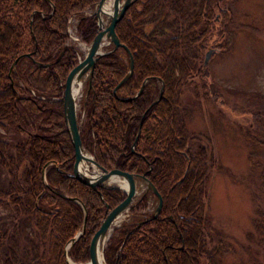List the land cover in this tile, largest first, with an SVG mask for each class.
Masks as SVG:
<instances>
[{"label": "trees", "instance_id": "trees-1", "mask_svg": "<svg viewBox=\"0 0 264 264\" xmlns=\"http://www.w3.org/2000/svg\"><path fill=\"white\" fill-rule=\"evenodd\" d=\"M98 1L0 0V209L7 212L0 217V264L88 262L107 210L125 198L120 189H93L72 177L74 149L64 119L65 80L78 61V51L67 44L68 20L77 15L76 34L89 44L97 22L84 11ZM222 2L135 0L115 26L132 54V75L113 92L129 68L122 47L95 63L81 103L83 147L105 170L144 174L163 200L158 217L150 213L145 222L112 232L105 264H221L232 250L205 213L207 181L221 167L211 140L188 129L181 98L187 87L196 91L197 78L216 98L204 51L209 43L225 45L218 15L230 22V12L220 9ZM253 118L264 134V107ZM251 128L240 129L243 138L252 148L263 146ZM10 130L16 141L3 138ZM259 180L264 196V167ZM147 195L130 212L144 207ZM253 227L249 236L264 250V208L256 209Z\"/></svg>", "mask_w": 264, "mask_h": 264}, {"label": "rangeland", "instance_id": "rangeland-1", "mask_svg": "<svg viewBox=\"0 0 264 264\" xmlns=\"http://www.w3.org/2000/svg\"><path fill=\"white\" fill-rule=\"evenodd\" d=\"M219 7L223 12H230H226L230 22H226L225 16L218 15L222 28L225 27L221 37L225 45L218 48L209 43L204 51V59L211 51L206 63L207 81L212 82L211 90L216 98L200 87L202 79L198 78L194 79L198 85L196 91L192 86L187 87L181 98L187 111L188 129L211 140L214 158L221 167L219 171H212L205 199L206 215L216 231L221 233V238L232 245V250L223 255L220 262L264 264V250L257 245L255 236H249L254 234L256 209L264 208L259 180V173L264 167V145L252 148L243 138L242 130L240 132L241 128L247 130L252 127L251 133L264 141V134L258 132L253 118V113L261 112L264 107V0H223ZM86 12L90 14L94 11L93 8H86ZM72 17L68 26L69 35L73 38L69 37L67 44L72 45L82 58L88 44L83 43L75 33L78 20L77 16ZM102 19L106 25L108 18L104 16ZM104 42L102 50L106 51L111 45L106 39ZM83 86L77 97L79 126L85 121L81 103L86 83ZM17 137L12 130L3 131L5 139L16 141ZM252 152L256 167L251 164ZM89 170L94 172L91 168ZM0 178H4V172L0 171ZM141 194L137 195L132 207H138ZM146 199L144 207L133 212L125 211L123 220L111 227L103 249L115 229L134 224L154 211L156 198L149 193ZM6 213L0 209V217ZM208 237L214 239V244L218 239L213 233ZM68 261L78 264L70 258Z\"/></svg>", "mask_w": 264, "mask_h": 264}, {"label": "water", "instance_id": "water-1", "mask_svg": "<svg viewBox=\"0 0 264 264\" xmlns=\"http://www.w3.org/2000/svg\"><path fill=\"white\" fill-rule=\"evenodd\" d=\"M104 1L105 0H99L97 2V8L93 13L96 17L97 33L92 38L90 43L87 45L86 53L83 56V58L79 60L76 63V65L67 74L65 80V86L63 90L62 101H63L64 119L67 127V132L70 136V140L72 142V146L74 149V164H73L72 177H74L81 183L92 187L93 189H97L101 187L120 189L125 193V198L114 208L107 210L105 218L101 221L98 230L94 233L91 239L89 246V261L84 264H100L98 260V253L100 252L101 256L103 257V245L107 239V236L111 231V227L113 226L115 219L121 213L130 210L133 201L136 199L138 195L136 182H139L140 180L141 184H143L144 189L141 192L142 193L141 197L150 193L157 200L156 207L152 212L153 218L158 217L163 203L162 196L158 192L157 188L144 174H140V175L131 174L119 169L105 170L104 168L99 166V164L95 161L94 157L84 149L81 141L80 129H79L80 127L77 116V97L80 94L84 83H87L85 94L88 93L89 88L91 87V79L93 76V71L96 61L101 56L109 53L110 51H114L118 48L122 47L126 50L129 60V68L126 75L115 87L113 91L114 93H116V90L119 86H121L130 78L133 71L132 54L130 53V51L126 46L120 43L119 38L115 32V26L118 23V21L124 16L125 11L128 9V7L135 0H113L112 12L111 14L107 15L108 22L106 25H104V21L101 17V15L104 14H101L100 12L101 6L104 3ZM105 39L108 41L107 43L111 45V48L106 51H103L102 48L105 45L104 42ZM210 54L211 51H208L206 53L204 59L205 64L207 63ZM27 56L30 55L28 54ZM15 63L16 61L14 62V65ZM144 85H145V81L142 87L140 88V90L134 96H132V98H136L137 96L140 95ZM162 92H163V86L160 89L158 98L153 101L152 105H154L156 102L159 101ZM140 126L141 123L139 125V129L137 131L134 144L140 135ZM84 153L88 154V156H84ZM83 157L92 162V164L96 167L98 174H93L91 171L88 170L87 172H83L82 170H80L79 163ZM112 177H118L124 179L126 181L127 190H123L121 187L115 184H110L109 181ZM146 220H148V218L144 219L142 222H145ZM83 231H84V225L81 231L77 234V236L71 240V243L75 242L78 239V237L83 233ZM68 263L70 264L69 261Z\"/></svg>", "mask_w": 264, "mask_h": 264}, {"label": "bare ground", "instance_id": "bare-ground-1", "mask_svg": "<svg viewBox=\"0 0 264 264\" xmlns=\"http://www.w3.org/2000/svg\"><path fill=\"white\" fill-rule=\"evenodd\" d=\"M112 6H113V0H105L104 1V3L101 6V10H100L101 14H104V15H101L102 18L104 16L107 17V15L111 14V12H112ZM91 8H93V11H95L96 8H97V3L95 5H93V6H91V7H88L87 9H91ZM84 14H87L86 10L84 11ZM90 14H88V15H90ZM74 15H72V16H74ZM75 16H77V15H75ZM70 18H74V17H70ZM68 21H70V19ZM84 156H88V154H85L84 153ZM79 168L83 172H87V170L90 171L89 169L91 168L94 171V172H92L93 174H98V172L96 170V167L92 164V162L90 160H88V159H85L84 157L81 159V161L79 163ZM109 183L110 184H115V185L121 187L123 190H127L126 181L124 179H122V178L112 177L110 179ZM136 185H137V189H138L137 190V194H140L142 192V190L144 189L143 184H141L139 182H136ZM124 217H125V214L124 213H121L115 219L113 225L120 223L123 220ZM98 260H99V263L100 264H105L104 263V260H103V257L101 256V253L100 252L98 253ZM71 264H73V263H71Z\"/></svg>", "mask_w": 264, "mask_h": 264}, {"label": "built area", "instance_id": "built-area-1", "mask_svg": "<svg viewBox=\"0 0 264 264\" xmlns=\"http://www.w3.org/2000/svg\"><path fill=\"white\" fill-rule=\"evenodd\" d=\"M70 20H71V19H70ZM69 22H70V21H69ZM69 27H70V26L67 27L68 34H69V32H70V31H69ZM75 33H76V28H75ZM69 36H70V35H69ZM70 37H71V36H70ZM71 38H73V37H71Z\"/></svg>", "mask_w": 264, "mask_h": 264}]
</instances>
